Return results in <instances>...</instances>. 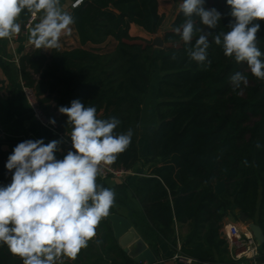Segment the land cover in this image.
Segmentation results:
<instances>
[{
	"label": "trees",
	"instance_id": "1",
	"mask_svg": "<svg viewBox=\"0 0 264 264\" xmlns=\"http://www.w3.org/2000/svg\"><path fill=\"white\" fill-rule=\"evenodd\" d=\"M66 2L76 0H61ZM205 7L216 8L222 19L209 30L194 16L195 27L214 34L227 32L232 18L226 0H206ZM68 12L75 17L80 47L52 49L50 54L32 48L19 58L22 84L34 91L41 110L49 120L55 119L58 132L68 139V117L58 109L74 99L95 107L98 119H118L114 135L131 128L130 145L111 166L133 170L141 161L142 115L158 67L154 160L150 173L138 178L132 190L143 208L137 220L157 254L162 241L173 252L203 263L235 264L222 233L226 219L239 221L235 213L239 208L264 232V81L252 75L246 62L237 64L234 57H226L223 46L211 36V65L191 61L187 49L201 32H194L186 44L174 31L186 19L180 11L163 34V49L133 37L131 25L150 35L159 33L164 23L159 0H82ZM20 15L24 28L31 13L25 9ZM257 22L261 25L257 46L264 60V21ZM111 41L116 45L108 48ZM237 71L247 76L248 83L233 91L229 78ZM2 146L0 139V186L11 182ZM216 181H225L220 195L214 193ZM121 200L115 197L109 214ZM178 226L188 227L183 238ZM65 258L63 264H143L118 245L106 217L88 246L74 260ZM0 264H23V260L0 243Z\"/></svg>",
	"mask_w": 264,
	"mask_h": 264
},
{
	"label": "clouds",
	"instance_id": "2",
	"mask_svg": "<svg viewBox=\"0 0 264 264\" xmlns=\"http://www.w3.org/2000/svg\"><path fill=\"white\" fill-rule=\"evenodd\" d=\"M81 2L76 0V5ZM205 3L183 0L179 5L186 19L175 33L190 44L194 32H201L195 45L187 49L189 59L211 65V36L216 45L223 46L226 57H234L237 64L246 62L252 75L264 81V60L257 46L261 28L257 21H264V0H226L232 18L229 30L215 34L195 27L194 16L209 30L216 29L222 19L216 8H207ZM25 9L33 15L43 13L30 29L29 42L36 49L61 48V36L71 35L75 24V17L64 10L61 0H0V39L20 33L17 19ZM229 79L233 91L248 83L247 76L239 71ZM58 111L68 117L74 151L60 160L55 153L61 150V140L45 144L43 139H29L14 147L5 164L12 179L10 184L0 186V243L21 257L23 264H63L62 256L74 260L88 246L115 200L112 189L96 183L103 171L101 165L113 164L133 136L131 128L114 135L120 121L115 117L98 119L96 108L85 107L79 99ZM49 123L55 125L56 121L50 119Z\"/></svg>",
	"mask_w": 264,
	"mask_h": 264
},
{
	"label": "crops",
	"instance_id": "3",
	"mask_svg": "<svg viewBox=\"0 0 264 264\" xmlns=\"http://www.w3.org/2000/svg\"><path fill=\"white\" fill-rule=\"evenodd\" d=\"M61 5L63 6L64 10L68 12L70 6L73 5V3L66 2L62 3ZM17 22L21 25L20 33L18 35L12 36L11 38L0 39V139L3 141L2 149L7 154V160L9 155L12 154L14 147L18 143L25 140L30 139L35 141L38 139H43L45 144L49 143L52 140H57L54 133L49 128L44 127L35 119L33 110L24 95L21 76L19 72V63H17L15 60H19V58L23 54L28 53L32 48H34V46L29 42L30 30L27 35L22 34L23 28L21 15L18 17ZM71 27V35L61 36V48H59L60 50L65 51L80 47V41L77 32L75 31L73 26ZM133 27L146 33L143 29L136 25H131V28ZM110 44L116 45V42L111 41ZM45 52L47 54H50L51 50H45ZM154 92H156L155 89ZM148 115L149 113H147V109H145L144 106L139 139L141 161L132 170L133 174L124 179H102L97 176L96 183L105 188L112 189L115 192V197H119L122 199L120 202H116L115 213L129 220V222L137 230L140 236H142L146 243L151 248H153L150 240L144 236L141 225L137 220V216L142 213L143 208L138 200L134 198L132 191L138 178L146 176L150 173V167L154 160L151 142L149 143V154L147 157H144L142 155L141 149L144 147V144L142 143V132L145 124L147 123ZM150 116L153 120V117L155 118V111L153 112V115L151 114ZM60 149V151L55 153V156L57 159L62 160L67 152L71 149L65 146L62 142L60 144ZM9 177L10 179H12L11 172H9ZM232 220L233 219L230 218L226 219V225L231 224L230 222ZM187 229V226H178V235L180 238H183L186 235ZM159 249L160 253L157 254L153 248L156 255L165 262L160 263L161 260L157 259L156 263L176 264L175 262L170 260L172 256H174L175 252L170 249L168 244L159 241ZM65 259V256H62L60 258V260H62L63 262L65 261ZM59 263L60 262L58 261L57 264ZM257 264H264V247H261L260 249V254L257 258Z\"/></svg>",
	"mask_w": 264,
	"mask_h": 264
},
{
	"label": "built area",
	"instance_id": "4",
	"mask_svg": "<svg viewBox=\"0 0 264 264\" xmlns=\"http://www.w3.org/2000/svg\"><path fill=\"white\" fill-rule=\"evenodd\" d=\"M73 6H77L76 2L73 4ZM39 20L40 16L38 14H31L24 25L22 34L27 35L29 30L34 27V25L39 22ZM15 61L19 63L18 59H16ZM22 86L24 95L33 110L35 119L44 127L49 128L54 133L57 140H61L65 146L74 151V149L72 148L71 140L68 139L64 134L58 132L56 123L55 125L49 123V119L46 117L39 106L34 91L32 89L26 88L23 84ZM101 167L103 171L102 174L99 175V177L102 179H124L133 174L132 170L116 168L111 165H101ZM222 233L229 244L231 257L236 262L235 264H257V258L260 254L261 246L258 244L256 239L247 228L242 230L238 225L229 224L224 226ZM170 260L175 262L176 264H209L186 257L179 252L175 253ZM164 262L165 261L162 260L160 261V263Z\"/></svg>",
	"mask_w": 264,
	"mask_h": 264
},
{
	"label": "water",
	"instance_id": "5",
	"mask_svg": "<svg viewBox=\"0 0 264 264\" xmlns=\"http://www.w3.org/2000/svg\"><path fill=\"white\" fill-rule=\"evenodd\" d=\"M152 45L157 49H163L165 47L163 35L160 33L155 34ZM10 183H4L1 186H6ZM224 191L225 181H216L214 183V193L220 195ZM235 213L239 216L240 223L251 232L258 244L264 246V232L261 226L256 224L253 219H250L247 214L242 213L241 209L237 208ZM106 219L111 226L117 243L133 261L144 264H155L157 259H160L129 220L117 213L108 214Z\"/></svg>",
	"mask_w": 264,
	"mask_h": 264
},
{
	"label": "rangeland",
	"instance_id": "6",
	"mask_svg": "<svg viewBox=\"0 0 264 264\" xmlns=\"http://www.w3.org/2000/svg\"><path fill=\"white\" fill-rule=\"evenodd\" d=\"M180 4L181 2H177L175 0H159L160 14L163 15L164 17V23L159 32L161 35H163L166 30L170 29L171 24L175 20V16L179 11L178 9ZM130 34L133 37L141 38L148 41H152L155 36L144 33L143 31H140L135 27L131 28ZM113 45L114 44H110L108 48H111ZM158 80H159V71H158V67H156L152 81L151 91L145 103V109H147V113H149V115L147 116V123L145 124V127L142 132V136H143L142 143L144 144V147L141 149H142V155L144 157H147L149 154V143L152 141V136L154 131L153 129L157 126L156 118L153 117L152 120L150 115L151 114L153 115L154 112V104L156 103L154 89L156 90ZM230 223L238 225L242 230L245 229V226L242 225L240 221L232 220Z\"/></svg>",
	"mask_w": 264,
	"mask_h": 264
}]
</instances>
